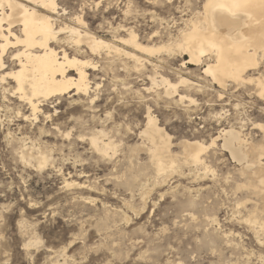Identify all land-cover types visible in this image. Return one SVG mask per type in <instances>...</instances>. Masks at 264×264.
<instances>
[{
  "label": "rangeland",
  "instance_id": "obj_1",
  "mask_svg": "<svg viewBox=\"0 0 264 264\" xmlns=\"http://www.w3.org/2000/svg\"><path fill=\"white\" fill-rule=\"evenodd\" d=\"M203 1L57 0L66 12L58 25H71L68 17L81 14L91 33L106 40L114 38L111 29L123 27L133 30L142 44L161 46L178 37L185 22L201 12ZM119 36L125 33L120 31ZM12 50L3 55L5 68L0 69V75L10 70L8 54ZM93 59L100 62L96 71L88 72L89 97L96 103L91 105L93 109L86 111L83 104L70 106L71 99H66L58 105L53 119L64 126L70 118L80 116L91 126L98 121L114 127L111 134L117 149L103 160L88 144L76 141L69 151L66 147L55 153L63 174L24 170L6 148L7 131L17 134V125L21 128L24 123L16 122V101L9 98L8 103L4 92L12 82H0V264H53L54 259L60 264H264V245L238 222L251 207L249 202L242 205L250 196L247 190L237 187L247 179L240 176V166L222 149V141L218 139L206 153L210 171L182 166L172 176H156L151 167L148 170L146 152L135 147L142 143L137 135L146 122V108L169 135L171 152L179 158L180 143L198 141L209 146L222 129L242 132L252 143L264 142V132L254 127L264 125V98L257 96L255 86L228 80L225 88H219L202 74L206 58L199 66H183L188 57L178 52L153 55L149 61L154 67L146 64L140 72L132 70L127 59L110 60L103 70V61ZM263 65L247 76L264 74ZM154 73L172 83L180 75L188 79L192 85L179 86L176 93L187 99L179 102L176 95L166 96L161 86L147 92L151 88L148 76ZM95 84H100L96 90ZM51 106L44 111L53 116ZM23 112L29 114L27 109ZM62 128L72 129L67 124ZM45 136L44 141L53 142ZM134 177L138 178L137 187L128 188L126 182L133 183ZM66 180L83 187L66 189ZM190 199L194 200L191 207ZM205 205L216 209L217 223L211 224L197 213ZM189 214L195 215L194 221ZM63 250L65 258L61 257Z\"/></svg>",
  "mask_w": 264,
  "mask_h": 264
},
{
  "label": "bare ground",
  "instance_id": "obj_2",
  "mask_svg": "<svg viewBox=\"0 0 264 264\" xmlns=\"http://www.w3.org/2000/svg\"><path fill=\"white\" fill-rule=\"evenodd\" d=\"M65 15V10L59 8L57 0H0L1 71L5 68L3 55L7 49H13L8 54L10 70L0 75V82L4 83L6 79L12 82L11 84L8 82V89L4 92L8 94V103L11 99L16 101V122L19 123L18 120H20L24 123L21 128L20 124H16L17 134L7 131L5 146L11 149L15 160L24 170L30 169L37 173L55 170L56 173L63 174L62 168L57 165L55 153L58 151L62 153L66 147H69V151L76 141L88 144L90 149L102 159L109 157L110 152H115L117 149L111 134L114 127H107L105 123L104 125L98 121L91 126L88 121H85L86 118L82 119L78 116V119L73 120L69 117L70 119L67 120V127H72L71 130H63L62 127L66 124L63 126L62 123L59 124L56 119H53L56 117L58 105L63 104L66 99H71L70 106L83 104L82 108H85L86 111L90 112L93 109L91 105L94 104L95 99L89 97L91 87L88 72L96 71L97 64L100 63L95 62L93 57L103 61L102 70L109 67L107 62L110 60L115 59L121 62L123 59H127L132 63V70L135 72H140L146 64L154 67L149 59L163 51L178 52L187 56L188 60H184L183 66L186 64L199 66L202 59L206 58L208 62L204 64L202 74L217 84L219 88H225L228 80L235 83L247 82L255 86L258 97L264 98V74L247 76L248 72H256L260 65H263L264 0H204L201 12L185 22V29L179 32L178 37L161 46L142 44L133 30L130 28L125 30L123 27L111 29L114 38L106 40L91 33L81 14L74 15L72 18L68 17L71 25L63 22L62 25H58L59 18ZM120 31L124 32L125 36L120 37ZM62 35L66 36L61 38ZM148 78L151 88H147V92L153 87L161 86L164 89V94L172 97L176 95L179 86L192 85L188 79L181 75L174 83L157 73L151 77L148 76ZM98 85L100 84H95V90L98 89ZM82 97L85 98V101L82 100ZM178 97L179 102L186 98ZM3 98L6 99L7 96ZM9 98L11 99L9 100ZM190 102L193 101L190 100ZM54 103L57 104L54 105ZM50 105H52L50 108L53 110V116L44 111ZM93 107L96 108V106ZM24 109H27L29 114L24 113ZM146 109V122L137 135L140 141L142 139V143L135 147H140L146 152L149 163V166L146 164L147 162L145 163V166H148L147 169L149 170L151 167L150 169L153 170L151 172L156 176L178 173L182 166L187 169L210 171L205 164L206 153L219 139L222 141V149L226 150L231 159L240 166V176L247 179L245 183L239 184L237 187L247 190V194L250 196L245 198L242 205L249 202L251 207L246 208L245 216L238 217V222L244 223L258 244L264 245V162L262 160L264 142L252 143L242 132L235 129H222L219 134L217 133L218 136L211 140L209 146L198 141L180 143L182 153L179 158L171 152L169 135L158 125L157 119L150 113L149 108ZM94 118L93 116L92 119ZM0 119H2L1 116ZM106 120L108 121V119ZM12 122L11 120L10 123ZM254 127L264 132V125L257 123L254 124ZM43 136L53 142L44 141ZM145 173L147 175L148 172ZM146 175L144 174V176ZM132 180H134L133 183L126 182L127 179L124 182L128 188L133 189L138 185H136L138 178L134 177ZM64 184L66 189L83 187V184L75 181L68 182L66 180ZM190 200L189 207L193 206L194 202V200ZM89 202L93 201L89 200ZM197 209L199 208L197 207ZM193 210L195 211V208ZM215 210L212 205H205L201 206L197 213L203 220H208L212 224V222L217 223L218 219H216ZM188 216L192 221L195 220L194 214ZM191 220L190 222H192ZM103 227L105 228V225ZM65 256V250H63L61 257L65 258ZM51 262L60 264L57 259L51 260Z\"/></svg>",
  "mask_w": 264,
  "mask_h": 264
}]
</instances>
